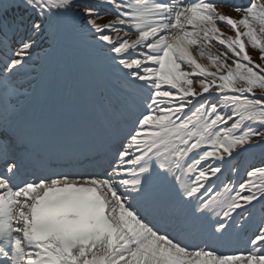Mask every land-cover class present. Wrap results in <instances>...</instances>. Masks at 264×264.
Wrapping results in <instances>:
<instances>
[{
	"label": "snow or ice",
	"instance_id": "snow-or-ice-1",
	"mask_svg": "<svg viewBox=\"0 0 264 264\" xmlns=\"http://www.w3.org/2000/svg\"><path fill=\"white\" fill-rule=\"evenodd\" d=\"M228 7L0 0V264H264V66L247 51L264 62V0ZM67 53L92 116L53 133L18 105ZM51 147L101 170L50 171Z\"/></svg>",
	"mask_w": 264,
	"mask_h": 264
}]
</instances>
